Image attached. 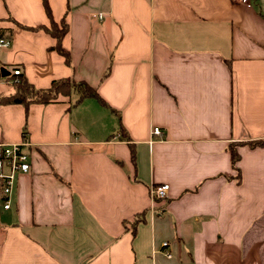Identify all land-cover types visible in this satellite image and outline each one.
Instances as JSON below:
<instances>
[{
  "label": "crops",
  "instance_id": "crops-1",
  "mask_svg": "<svg viewBox=\"0 0 264 264\" xmlns=\"http://www.w3.org/2000/svg\"><path fill=\"white\" fill-rule=\"evenodd\" d=\"M48 2L71 64L42 0H0V100L21 70L108 106L0 103V143L31 163L0 211V264H264V0Z\"/></svg>",
  "mask_w": 264,
  "mask_h": 264
},
{
  "label": "trees",
  "instance_id": "trees-1",
  "mask_svg": "<svg viewBox=\"0 0 264 264\" xmlns=\"http://www.w3.org/2000/svg\"><path fill=\"white\" fill-rule=\"evenodd\" d=\"M46 14L50 20V26L42 27L48 34L55 40L56 45L53 48L57 53L64 57L67 64H71L70 52L64 48L63 40L69 32V25L63 19L60 23L56 22L52 15V10L48 0H42ZM15 92L9 96H5L0 100L4 105H24L26 108L32 104L49 105L58 102L61 97H71L73 93H77L79 98L76 104L81 103L85 99L94 98L98 100L103 106L108 104L99 96L98 92L89 86L86 82H76L72 78L56 80L48 89H36L23 74L16 76L14 79ZM262 143L258 142L253 146H261ZM132 151V158L135 160V149L130 145ZM238 155L234 152V164L238 160Z\"/></svg>",
  "mask_w": 264,
  "mask_h": 264
},
{
  "label": "built area",
  "instance_id": "built-area-1",
  "mask_svg": "<svg viewBox=\"0 0 264 264\" xmlns=\"http://www.w3.org/2000/svg\"><path fill=\"white\" fill-rule=\"evenodd\" d=\"M237 3L247 4L249 0H233ZM9 40L0 39V47H9ZM21 70L14 71V75H21ZM154 134H161L159 128L154 129ZM25 143L5 144L0 143V211L1 209H11V199L14 194L18 177L31 172L30 155L25 150ZM170 186L168 184L159 185L153 188L152 198L155 201H164L168 198ZM169 244H163L167 248ZM168 254V253H167ZM169 257L170 254H168Z\"/></svg>",
  "mask_w": 264,
  "mask_h": 264
},
{
  "label": "water",
  "instance_id": "water-1",
  "mask_svg": "<svg viewBox=\"0 0 264 264\" xmlns=\"http://www.w3.org/2000/svg\"><path fill=\"white\" fill-rule=\"evenodd\" d=\"M8 75H9V74L6 73V72L3 73V76H4V77H7Z\"/></svg>",
  "mask_w": 264,
  "mask_h": 264
},
{
  "label": "rangeland",
  "instance_id": "rangeland-1",
  "mask_svg": "<svg viewBox=\"0 0 264 264\" xmlns=\"http://www.w3.org/2000/svg\"><path fill=\"white\" fill-rule=\"evenodd\" d=\"M75 95H77V93Z\"/></svg>",
  "mask_w": 264,
  "mask_h": 264
}]
</instances>
